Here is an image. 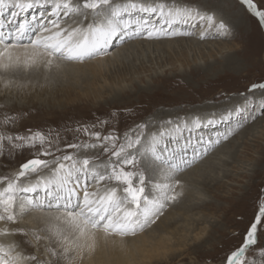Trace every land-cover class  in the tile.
<instances>
[{
	"label": "snow or ice",
	"instance_id": "obj_1",
	"mask_svg": "<svg viewBox=\"0 0 264 264\" xmlns=\"http://www.w3.org/2000/svg\"><path fill=\"white\" fill-rule=\"evenodd\" d=\"M242 3L264 24V11L258 10L253 0H242ZM8 9H12L9 17L0 18V73L41 67L50 71L58 68L61 61L80 63L105 56L116 38L191 35L169 31L175 25L190 21L203 22L201 38L204 32L213 29L219 34L227 32L223 21L217 22L214 15L202 13L180 0H123L122 3L116 0H0V17ZM12 83L6 80L4 86L10 87ZM257 88L264 89V83L253 84L250 91ZM258 109L264 115V101ZM234 116L239 118L238 123L257 119L247 101L222 115L220 121H231ZM13 119L5 117L3 123H12ZM220 121L207 119L205 122L195 117L184 121L183 126L191 132ZM174 134L182 135L180 124L150 133L137 129L132 135L125 133L119 143L120 137L114 134L101 137L99 132H94L90 135L101 143H71L61 149L50 134L40 131L29 130L27 135L0 132V155L6 151L11 155L10 149L33 150V158L23 162L17 171L0 176V237L17 234L27 237L31 232L32 240L25 243L34 244L37 252L42 240L56 243V247L43 246V259L37 254L17 251L19 244L15 241L7 245L0 243V264H59L61 260L75 264L83 259L86 251L95 250L97 233L126 238L155 223L168 203L181 195L176 191L180 181L171 182L182 170L181 165L191 166L208 151L207 147L203 151L196 148L191 139H186L178 150H169L166 144L161 146L165 137L175 138ZM232 134L229 129L223 139ZM146 137L150 139L144 144ZM196 143L203 144V138ZM212 143L208 141L209 145ZM214 143L219 144L220 140ZM98 147L110 153L106 161L79 155L81 150ZM189 147L192 148L190 160L185 158ZM66 149H74L75 153L57 155ZM145 158L166 174L165 180L153 183L151 192L146 191V176L139 167ZM32 212L44 214L39 218L44 228L11 227ZM260 226H264V202L242 245L226 257V264H264V247L259 249L256 258L246 256L258 244Z\"/></svg>",
	"mask_w": 264,
	"mask_h": 264
},
{
	"label": "rangeland",
	"instance_id": "obj_2",
	"mask_svg": "<svg viewBox=\"0 0 264 264\" xmlns=\"http://www.w3.org/2000/svg\"><path fill=\"white\" fill-rule=\"evenodd\" d=\"M120 1L116 0V2ZM210 1L180 0L190 7L212 11L208 5ZM231 1L238 2V0L229 2ZM253 2L258 10L264 11V0H253ZM11 11L12 9H8L0 18L7 19ZM31 14L30 10L29 15ZM223 14L224 10L221 9L218 16L224 17ZM242 20L243 26H235L231 37L228 36L223 40V42H231L233 44L231 48L215 50L216 54L211 55L206 53L207 49L201 50L204 53L202 56L203 53L199 55L198 50L196 54L190 51L187 63L183 60L175 61L176 59L172 58L176 54L174 52H164L160 56L157 55V51L150 52V56L146 52V54L138 52L129 56L126 61L128 65L131 62L134 68L129 67L125 62L126 69L121 70V74L117 72L116 64L110 66L109 70L106 69L105 64H101L100 71L95 74L93 81L95 83L91 80L93 78L91 70L83 67L60 66L53 67L50 71L41 67L30 71L5 73L7 77L0 76V132L27 135L29 130L33 133L40 131L45 135L50 134L61 149L71 143H101L90 135L94 132H99L101 137L114 134L120 137L119 143L123 141L125 133L132 135L137 129L150 133L158 129H170L176 124L181 125L182 135L174 134L175 138L165 137L161 142V146L166 144L169 150H178L184 146L185 140L191 137L193 145L203 151L204 145L196 141L202 137L206 143L210 136L213 141L210 146L213 145V149L208 152L212 153L204 156H212L218 148L220 151L227 149L226 160L222 166L208 167L198 178L195 177L199 181H190V187L176 190L181 195L175 203L181 201L184 206H191V200L197 201V199L184 198L189 196L190 192L195 195L196 190L201 193L206 203L201 209L185 210L188 215L199 212L196 218L200 220L188 217L189 222H193L194 226V231L188 235L190 243L188 242L186 250L170 255L172 257L169 259L170 262L163 264L198 262V264L210 262L226 264V257L242 245L248 229L255 221L261 203L264 202V115H261L259 110L257 113L254 111L257 104L264 101V96H261L264 95L262 94L264 89L257 88L250 91L253 84L264 83V24H261L254 14H249L247 9L242 13ZM228 22L224 20V23L228 24ZM228 26L231 27L230 24ZM220 36L223 37L225 34ZM178 48L177 52L180 54L181 47ZM228 55H233L239 66H235L232 62L229 65L232 64L235 68H227L225 58ZM90 60L92 62L98 59H89L83 63H88ZM198 63L204 67L202 71L196 70ZM103 74L109 76L105 85L104 78L101 77ZM28 77L30 80H27V83L23 81V78ZM3 80H11L12 86L5 87ZM110 80L118 82L120 84L118 88L123 86L124 90H116L114 85H110ZM101 85L103 87H100ZM84 94L87 96H81ZM246 101L253 114L256 113L257 119L249 118L247 121H241L231 129L233 134L224 140L223 136L227 134L228 128L222 126L227 122L220 121V117L236 107L243 106ZM147 109L149 111L144 113ZM158 112L162 115L158 119H153ZM139 114L141 116L136 117ZM5 117L14 118L13 122L4 124ZM191 117H200L205 122L207 119L220 122L189 132L183 125L184 121L191 120ZM237 118L234 116L229 122L232 123ZM137 120H145V122L137 125ZM169 121H172L171 125L168 124ZM84 129H87V132ZM205 130L206 133H203ZM102 131L111 132L102 134ZM149 139L150 137H146L143 143L147 144ZM217 139L220 140L219 144L214 143ZM5 147L8 149L9 146L5 145ZM10 152L11 155L8 151L0 155V176L11 175L23 162L33 158L31 149L25 148L22 151L10 149ZM67 153H75V150L66 149V152L57 155ZM79 155L106 161L110 153L106 154L98 147L81 150ZM185 158L189 160L192 158L191 147ZM201 159L203 156L198 157L190 167L198 165ZM139 167L146 176V191L151 192L153 183L158 182L156 179L162 180L160 176L156 178L161 170L147 158ZM185 167L189 166L181 165L182 169ZM190 197L193 198L191 195ZM173 204L169 202L163 212ZM200 229L202 231L200 237L194 239L193 234ZM15 236L23 250L28 248L26 254H32L33 244L26 246L19 240V234ZM258 237V244L246 254L248 259L256 258L259 249L264 247V226L258 228ZM25 238L29 240L28 236Z\"/></svg>",
	"mask_w": 264,
	"mask_h": 264
},
{
	"label": "bare ground",
	"instance_id": "obj_3",
	"mask_svg": "<svg viewBox=\"0 0 264 264\" xmlns=\"http://www.w3.org/2000/svg\"><path fill=\"white\" fill-rule=\"evenodd\" d=\"M229 1L228 0H211L210 2H208V5L211 7L212 11H206L204 9H200L197 7L195 8V9H199L202 13L214 15L217 22H219V21L224 22V20H228L230 22V23L228 22V24L225 23V25L227 26V32L224 33L225 36H223V37L220 36L221 34L217 33L213 29V30L204 32V36H203V38H201V32L204 29L203 22L197 23L195 21H190L188 24L175 25L173 27V29H169V31L179 30L181 32L191 33V35H178V37L162 36L159 38H152V39L146 38V35L136 36V37H133L131 39L125 38L124 40H121L120 38H116L113 40L112 46L108 50V55H105V57H102V56H100L101 58L96 57V59H98L97 61L93 60L91 62V60H90V62H88V63L82 62L83 64L81 63L80 65H79V63L61 61V62H59V67L60 66H63V67L66 66L67 68H74V67L75 68H82L83 67L84 69H89L92 72L91 76L93 78L91 80L93 82V81H95L96 72L100 71V65L101 64H105V67L107 70H109L110 66H113L114 64H116L117 72L119 74H121V70L126 69V67L124 66V63L129 59V56H131L133 54H137L138 52L140 54H144L146 52L149 56H150L149 53L152 51H157L158 56L163 55L164 52H168V53L174 52V53H176V54H174V57H172V56H170V57L176 59L175 61L183 60L186 63L189 62V59H188L189 53L188 52H190V51H193L194 54H196V50H198L199 51L198 53L200 55V53H203V52H201V50L204 51L207 49L206 53L208 55H211L212 53L216 54V51H220L222 48H231L233 46V44L231 42L227 43V42H223V40L226 39L228 36L231 37V32L233 31V28L235 26H238V27L243 26V24H244V22L242 20L243 11L245 9H247L248 13L253 15V13L248 9L247 5L242 3V0H238L239 3L233 2V1H231V3H230ZM122 2H123V0H121L118 3H122ZM226 3H228V4H226ZM221 9L224 10V14H223L224 17L218 16V12L221 11ZM245 16H246V14H245ZM194 24L196 26H193ZM229 24L231 25V27L228 26ZM179 46L181 48H185L184 50H181V48H180V54H178V52H177V51H179V48H178ZM202 55H204V53L201 54V56ZM165 58H166V56H165ZM131 60H133V59L131 58ZM129 62H130V60H129ZM225 62L227 64V68H235V66H237V65L239 66V62L237 61L236 58L233 57V55H231V56L228 55L225 58ZM232 62H234L235 66L232 64L229 65V63H232ZM126 63L128 65V62H126ZM128 66L131 68H134L133 64L131 62ZM196 66H197L196 70L201 69V71H202V68H204L199 63ZM208 66H209V64H208ZM55 68H57V67H55ZM239 68H241V67H239ZM205 70H207V69H205ZM194 71H192V73H194ZM100 73H102V72H100ZM6 74L0 73V76L4 75V77L5 76L7 77ZM20 76H22V75H20ZM26 77H27V75H26ZM101 77L104 78L103 82L105 85L106 80L108 79L109 76L107 77L105 74H103V76H101ZM27 80H30V78L29 77L27 79L23 78V81L26 82ZM122 80L123 79L121 78L120 81H122ZM0 81H1V78H0ZM93 83H95V82H93ZM109 83H110V85H114L116 90H119V91L124 90L123 86H120V88H118L120 85L118 82L110 80ZM100 87H103V86L101 85ZM84 93L86 94V92H84ZM258 93L261 94L262 92L258 91ZM85 94L81 95V96H84V97L87 96ZM118 94H119V92H118ZM262 94H264V92ZM261 96H264V95H261ZM112 103H114V102H112ZM104 107H103V109H104ZM117 107H119V106H117ZM106 109H107V107H106ZM258 110L259 109H258V104H257V108L254 111H256V113H257ZM147 111H149V109L145 110L144 113ZM256 113H254V114H256ZM160 115H162V113H160V112L156 113L154 115L153 119H158ZM140 116H141V114L137 115L136 117H140ZM190 119L192 120V119H194V117H191ZM191 120H188V121H191ZM238 120L239 119L237 118V119L233 120L232 123H230L228 121L227 124H225L222 127H226V128H228V130L232 129L238 125ZM136 122H137L136 123L137 125H140L141 122L144 123L145 120H137ZM239 123H241V121ZM223 129L225 130V128H223ZM108 132H111V131H102V134L108 133ZM203 133H206V130ZM217 133L220 134V132H218V131H217ZM209 137H208V139L211 140V138H209ZM190 139H191V137H190ZM208 141L206 143L203 141L202 146L204 145V148L207 147V149L209 151L210 149H213L212 148L213 145L210 146L208 144ZM208 151H207L208 154L212 153V152H208ZM226 152H227V149H226V151H223V150L220 151L218 148L213 152L212 156H210V155H208L207 157L203 156V159H201V162L198 165H194L192 167H190V166L185 167L181 170L182 172L179 171L178 173H176L177 176H175L174 180L172 181L173 183L175 180L180 181V185L176 188V190L184 189L183 187L186 188L187 186L190 187L191 186L190 181H193V180L196 182L199 181L197 178L202 173H204L208 167L222 166L223 162L226 160L225 159ZM182 166H184V165H182ZM1 176H3V175H1ZM158 176H160L162 178V180L159 179L160 181H163L166 179V174L162 171H160L159 174L156 175V178ZM193 177L194 178L197 177V178L193 179ZM159 180L156 179V181L160 182ZM188 181H189V183H188ZM189 192H190V190H189ZM188 195L189 196L185 197L184 199H195V198L197 199V201L191 200L192 201L191 203L193 205L191 204V206H187V205L184 206V204H181V201H179L177 203H175V201L172 202V204L173 203L174 204L172 206H170V208H168L161 215H159V217L156 218L155 223H152L144 231L139 232L135 236H128L126 238L105 237L102 232L97 233L95 250L90 252V253L86 251L84 253L83 259L77 260L75 262V264H108V263L109 264H163L164 262H170L169 259L172 258V257H170V255L176 254L178 252L181 253L184 250H186L188 242H189V239H188L189 236L188 235L190 232L192 233L194 231L193 222H189L188 217L190 219L200 220V219L196 218V214L199 212L191 213L190 215H188V214H186L185 210H191L193 208H195L196 210L199 208L201 209L202 206L204 207V203H206L204 198L201 197V193H198L197 190L195 191V195H193V193H191V192ZM190 195L193 196V198H191ZM200 199H203V200L199 201ZM43 215L44 214L38 213V212L29 213V214L25 215L22 219H20L16 224L11 225V227H19V228H24L26 230L44 228L45 224L42 223L39 219ZM196 223H199V222L196 221ZM202 230H204V228ZM201 232H202L201 229L199 231L195 232L193 234L194 239H197L198 237H200L199 235ZM42 235H47V233H42ZM16 237L17 236L0 237V243L5 244V245H7L8 243H11L13 241H15L17 243ZM19 238H20L19 240H21V242L24 245H26V246L28 245V243H25V240H27V239L24 236L20 235ZM28 239L32 240L31 232H29ZM17 244H19V243H17ZM45 244H49L51 247L56 246L55 242L53 243L52 241H43L42 240L40 242V251L39 252H37L36 246L34 244L32 245V251L34 252V253L32 252V254H37L41 259L45 258L42 255V253L44 252L43 246ZM21 250L26 254L28 248L23 250L19 246L17 248V251H21ZM178 261H180V260H178ZM198 263H191V264H198ZM59 264H66V262L61 260V261H59ZM200 264H203V263H200ZM209 264H215V263L210 262Z\"/></svg>",
	"mask_w": 264,
	"mask_h": 264
}]
</instances>
